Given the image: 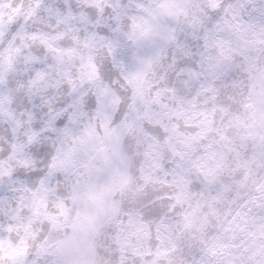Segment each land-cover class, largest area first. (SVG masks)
Here are the masks:
<instances>
[{"label":"clouds","instance_id":"1","mask_svg":"<svg viewBox=\"0 0 264 264\" xmlns=\"http://www.w3.org/2000/svg\"><path fill=\"white\" fill-rule=\"evenodd\" d=\"M0 264H264V0H0Z\"/></svg>","mask_w":264,"mask_h":264}]
</instances>
